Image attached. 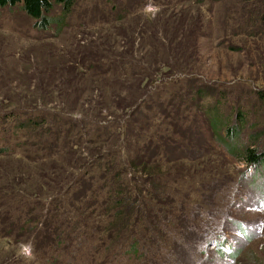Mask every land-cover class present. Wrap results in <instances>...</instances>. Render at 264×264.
<instances>
[{
	"label": "trees",
	"instance_id": "obj_1",
	"mask_svg": "<svg viewBox=\"0 0 264 264\" xmlns=\"http://www.w3.org/2000/svg\"><path fill=\"white\" fill-rule=\"evenodd\" d=\"M182 1L203 4L179 0L176 6ZM238 1L244 5L241 10L253 8L246 11L248 17L252 13L251 26L245 25L240 35L257 30L264 35V0ZM83 2L96 9L100 2L109 4L111 12L106 16L110 19L100 29L128 23L135 31L134 25H139L142 39H150L143 45L162 55L163 62H170L166 57L170 47L146 34L149 26L131 23L142 19L145 0H0V11L18 9L36 30L54 31L57 38L66 30L70 35L88 30L93 18L89 13L95 8H81ZM58 7L59 13L55 12ZM228 29L234 36V28ZM129 35L127 31L123 34L127 45ZM78 45L85 55L74 69L86 82L99 83L104 89L101 94L111 93V100L119 96L118 101L124 103L118 104L121 112L110 116L111 100L102 102L104 114L48 107L45 98L31 107L0 112V129L14 138L12 146L21 149L19 154L27 162H46L42 165L65 168L69 175L58 181L63 186L56 187L63 194L56 193L50 200L17 188L4 190L0 194V239L28 247L31 264H76L78 258L62 254L70 252L77 240L76 251L89 242L87 247H94L91 251L96 254L86 255V264H116L124 258L127 264H202L203 246L220 241L230 226L247 235L242 226L246 224L233 218L234 211L240 210L234 200L235 182L250 169L255 174L264 169V131L243 136L245 130L258 128L248 119L244 107L248 100L237 96V103L228 101L232 93L215 90L201 76L181 67L172 66L164 75L124 52L98 49L88 54L100 46L93 40ZM132 80L139 82L136 94L127 84ZM75 90L79 95L86 92ZM126 93L130 95L125 97ZM259 97L264 100V92ZM9 119L11 125L4 127ZM207 132L218 147L246 166L242 176L230 166L222 169L219 161L209 163L214 147L206 141ZM0 154L11 157L16 153L2 145ZM185 158L191 160L187 165ZM179 162L184 167L179 168ZM196 163L202 168L190 167ZM102 242L104 255L95 247ZM155 247L161 250L158 257ZM215 253L221 260L228 255L220 249ZM238 255L228 258L235 260ZM28 261L23 258L12 264Z\"/></svg>",
	"mask_w": 264,
	"mask_h": 264
},
{
	"label": "rangeland",
	"instance_id": "obj_2",
	"mask_svg": "<svg viewBox=\"0 0 264 264\" xmlns=\"http://www.w3.org/2000/svg\"><path fill=\"white\" fill-rule=\"evenodd\" d=\"M199 1L203 4H198V1L195 4L182 1L179 7L176 6L179 0H145L147 5L142 19L131 22H141L149 26L145 27L144 32L152 34L170 47L166 55L170 57V62H163L162 55L155 54V51L143 45V42L148 43L150 39L148 37H144L146 41L142 39L139 25L136 27V24H133L135 31L131 30L133 27L127 26L128 23L100 29L106 27L107 20L110 19L106 16L111 12V6L107 3L100 2L96 9L94 4L83 2L81 8L86 9L90 6L95 8L93 13H89L93 18L89 22L88 30L72 35L66 30L57 38L54 31L45 33L36 30L32 20L18 9L0 11V112L10 111L14 107H31L34 102L40 103L45 98L47 100L45 105L48 107L74 109L76 113L83 110L107 114L102 110V102L110 101L111 93L101 94L104 89L99 83L94 80L86 82L82 79V74L75 70V63L85 55L83 48L78 44L93 40L100 46L98 48L96 46L97 49H89L88 54L91 50L93 54L99 50H110L117 54L124 52L164 75L169 74L172 66L181 67L185 71L201 76V80L215 87V90L232 93L228 95V101L232 99V102L234 99L237 103V96H244L249 102L247 105L244 104L248 111V119L254 125H258V128L252 132L245 130L243 136L258 130L264 131V100L261 101L259 97V92H264V35H260L259 30L248 36L240 35L245 25L251 26L252 13L248 17L246 11L253 8L246 7L245 10H241L244 5L238 0H227L229 4L227 2L219 4L217 0ZM59 11L60 7L55 12ZM226 26L227 29L228 26L234 28V36L229 34L230 28L227 31ZM255 27L258 26H254V29ZM126 31L132 34L128 36L131 39L128 45L123 37ZM127 84L136 94L139 82L132 80ZM76 88H84L86 92L79 95ZM124 94L125 92L122 95ZM129 95L126 93L125 97ZM12 97L15 99H10ZM118 100L119 96L110 101V116L120 114L121 108L118 104L123 106L124 103ZM220 111L224 112L222 109ZM9 125L10 119L4 127ZM207 133L206 141L213 145L216 151L212 152L213 161L206 162L212 164L219 161L218 166L222 169L230 166L238 177L242 176L247 169L246 166L225 153L215 144L211 133ZM195 135L201 136L199 131H196ZM11 139L13 140L10 143ZM14 141V138L5 136V131L0 129V147L6 145L16 153L11 157L0 154V194L6 189L10 192L12 188L42 198L62 193L60 187L65 183L59 184L58 181H64L65 176H69L65 174V168H56L50 164L42 165L46 162H27L19 154L21 149L12 146ZM262 141L264 147V136ZM122 157L126 158L124 154ZM190 162V159L185 158L184 163L179 162L178 167L182 168L183 164L187 165ZM190 167L202 168L200 163ZM57 173L59 175L56 176ZM242 178L239 177L235 182L237 193L234 200L240 210L234 211L233 218L239 223L246 224L242 226H245L247 235L230 226L228 231L222 232L224 237L220 241L203 246V256H200L202 264H264V169L261 174H255L254 170L250 169ZM57 186H60L59 189ZM65 197L69 198L67 194ZM77 241L68 249L70 252L62 256L78 258L76 264L81 262L86 264V255L96 254L95 250L91 251L94 247H87L91 244L89 242L85 243L86 246L84 245L80 252L76 251ZM102 246L103 242L95 247L104 255ZM217 249L228 253L226 258L221 260L215 253ZM154 253L155 257H158L161 250L155 247ZM237 254L238 258L229 260L228 257ZM31 255L28 247L14 245L9 239H0V264H12L23 258H28L30 263ZM127 260L128 258H124L123 263L117 261L116 264H127L129 262Z\"/></svg>",
	"mask_w": 264,
	"mask_h": 264
}]
</instances>
